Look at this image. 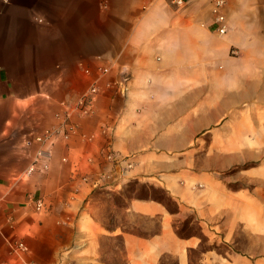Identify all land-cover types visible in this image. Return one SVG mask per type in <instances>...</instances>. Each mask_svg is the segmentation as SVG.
Masks as SVG:
<instances>
[{
	"label": "crops",
	"instance_id": "1",
	"mask_svg": "<svg viewBox=\"0 0 264 264\" xmlns=\"http://www.w3.org/2000/svg\"><path fill=\"white\" fill-rule=\"evenodd\" d=\"M183 1L0 0V264H104V236L126 264H190L187 211L215 245L201 264H264V0H225L223 34L210 0ZM93 79L77 133L37 142ZM40 149L48 169L19 178ZM135 180L179 207L129 198L126 215L156 219L147 234L95 216Z\"/></svg>",
	"mask_w": 264,
	"mask_h": 264
},
{
	"label": "built area",
	"instance_id": "2",
	"mask_svg": "<svg viewBox=\"0 0 264 264\" xmlns=\"http://www.w3.org/2000/svg\"><path fill=\"white\" fill-rule=\"evenodd\" d=\"M170 2L176 5H181L184 1L170 0ZM210 3L214 21L217 24L216 30L218 33L223 34L227 30L226 16L224 13L225 0H210ZM38 20L41 21L42 19ZM262 40H264V35H262ZM98 70L99 74H104L108 69L105 67H100ZM83 71L88 74L90 72L89 68L87 67H83ZM125 80L126 78L124 79V81ZM99 92L100 87L98 85V79H93L87 89H85L78 96L75 104H73L72 106H68L66 103H62V106L64 107V116L61 124L54 128L46 129L41 135H35L34 139L40 143H50L58 136L62 137L64 140H67L72 134L77 133V126L74 121H72V116H85L90 114L93 111L94 102ZM107 155L108 158H116V155L114 153L109 152ZM48 157L49 151L43 149L38 150L28 167L22 172L18 173L17 176L19 178H23L29 176L35 171H46L48 169ZM122 161L124 162V169H129L132 166L130 158L128 156L122 157ZM35 208L37 210H41L42 208H44V201L42 198L35 199ZM18 245L21 248L25 249L23 243L20 242Z\"/></svg>",
	"mask_w": 264,
	"mask_h": 264
},
{
	"label": "rangeland",
	"instance_id": "3",
	"mask_svg": "<svg viewBox=\"0 0 264 264\" xmlns=\"http://www.w3.org/2000/svg\"><path fill=\"white\" fill-rule=\"evenodd\" d=\"M131 195L126 190V186L118 194H112V197H109L107 201H103L98 205L96 209V218L105 223L108 226H114L116 224H123L127 230H131L138 234H147L156 229L157 221L156 219L148 220L144 217L139 216H130L126 215L123 210V206L126 204L128 198L127 196ZM186 218L188 221L187 233L197 232L196 220L194 219L191 212H186ZM138 223V227L132 226L130 223ZM183 221V220H182ZM178 222V227L181 228V222ZM144 227V228H142ZM147 229V230H146ZM100 243L102 247L101 258L104 264H126L124 252L122 250L121 239L118 237H109L104 236L100 237ZM207 246V244H204ZM225 247L220 245L217 247V250L224 251ZM192 264H201L199 262V251H194L190 253ZM174 258L172 256H165L162 261V264H172Z\"/></svg>",
	"mask_w": 264,
	"mask_h": 264
},
{
	"label": "trees",
	"instance_id": "4",
	"mask_svg": "<svg viewBox=\"0 0 264 264\" xmlns=\"http://www.w3.org/2000/svg\"><path fill=\"white\" fill-rule=\"evenodd\" d=\"M126 190L128 193H131V195L127 196L128 199L132 197L153 199L158 202H161L166 207V209L172 213L179 211L177 202L167 193L165 189L161 187L142 184L139 181L135 180V181L128 183V185L126 186ZM181 224H182L181 228H179L178 223L177 222L174 223L175 233L179 237L184 238L188 236H197L200 238V247L197 249L188 250V257L190 259V264H192L191 255H190L191 252L199 251L201 254L202 252H205L206 250H211L215 248V245L208 244V239L201 232L197 221H196L197 232H194V233H187V230L189 229L187 219H184L181 222ZM118 238L121 239L120 237ZM204 244H207V246H204ZM164 258L165 256L162 257V261ZM162 261L160 262V264H162ZM172 264H178L175 258Z\"/></svg>",
	"mask_w": 264,
	"mask_h": 264
}]
</instances>
